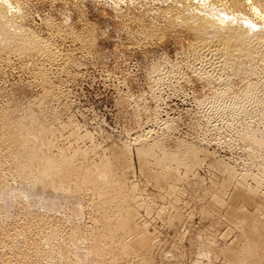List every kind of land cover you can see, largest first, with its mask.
<instances>
[{
	"label": "rangeland",
	"instance_id": "374dc122",
	"mask_svg": "<svg viewBox=\"0 0 264 264\" xmlns=\"http://www.w3.org/2000/svg\"><path fill=\"white\" fill-rule=\"evenodd\" d=\"M191 1L0 0V264H264V18Z\"/></svg>",
	"mask_w": 264,
	"mask_h": 264
},
{
	"label": "bare ground",
	"instance_id": "6f19581e",
	"mask_svg": "<svg viewBox=\"0 0 264 264\" xmlns=\"http://www.w3.org/2000/svg\"><path fill=\"white\" fill-rule=\"evenodd\" d=\"M183 1H185V0H183ZM187 1V0H186ZM191 1V0H190ZM5 2V1H4ZM3 2V3H4ZM231 2V4H233V5H235V4H237V0H231L230 1ZM245 2H246V5H245V8L247 9V11L250 13V14H252V15H254L255 17H257L258 19H260V20H262L263 18H264V11H262L261 9H259L255 4H252V3H249L248 2V0H245ZM191 3H193L192 1H191ZM5 4V3H4ZM188 4V3H187ZM234 14H236L235 12H231V13H229V14H227V13H225V12H223L222 13V15H225L224 17H230V16H234ZM243 16H244V14H243ZM245 22V23H244ZM243 23H244V28H245V30H247L248 32H253V29H256L257 27H258V24L256 23V22H254L251 18H247L246 17V19H244V21H243ZM243 28V29H244ZM242 30V29H241ZM235 34H239V33H235ZM226 35H228V38H231L232 39V35H234V34H232V32L231 33H226ZM234 40V39H233ZM210 42V41H209ZM216 43V42H215ZM204 45H206L205 43H204ZM217 47H219L220 48V46L219 45H216ZM217 49V48H216ZM221 49V48H220ZM219 49V50H220ZM220 52V51H219Z\"/></svg>",
	"mask_w": 264,
	"mask_h": 264
}]
</instances>
